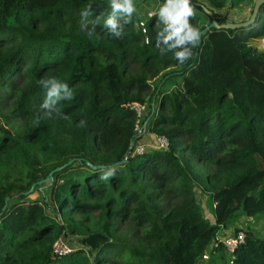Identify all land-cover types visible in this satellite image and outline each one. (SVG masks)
<instances>
[{"label":"trees","instance_id":"16d2710c","mask_svg":"<svg viewBox=\"0 0 264 264\" xmlns=\"http://www.w3.org/2000/svg\"><path fill=\"white\" fill-rule=\"evenodd\" d=\"M192 1L200 30L201 13L211 18L204 7L224 22L218 10L241 0ZM110 12L109 0H0V264H197L208 248L225 249L211 246L219 228L264 213V46L249 43L264 37V3L249 25L204 31L183 65L179 49L157 44L158 13L143 32L136 10L114 38L104 28ZM52 77L73 99L41 108L37 82ZM155 93L140 124L167 145L135 153L143 134L128 104ZM194 184L212 196L213 220ZM243 230L225 264H264V237ZM64 233L106 239L92 256L84 247L55 254Z\"/></svg>","mask_w":264,"mask_h":264},{"label":"clouds","instance_id":"9594fccd","mask_svg":"<svg viewBox=\"0 0 264 264\" xmlns=\"http://www.w3.org/2000/svg\"><path fill=\"white\" fill-rule=\"evenodd\" d=\"M190 3L191 0H165L158 13L159 22H162L164 26L157 34V44L159 46V41L162 39L164 44L168 45L170 52L173 49H179L174 52V58L180 65L194 58L193 49L198 47L200 42L199 30L190 23V18L195 16ZM109 5L111 12L104 21V28L112 37L121 38L124 26L131 22L133 13L136 12L135 2L134 0H109ZM94 33L95 28L90 30L88 35L91 37ZM165 33L167 34L165 35ZM169 41H171L170 44ZM37 83L46 90L45 99L40 105L41 108H51L65 96L67 100L73 99V90L67 83L55 77L40 79ZM55 111L60 112L61 118L69 119L68 116L61 113L60 109H55ZM44 117L52 118V113L46 112ZM78 126H86V121L81 120ZM113 174V170H109L101 176V179L106 180Z\"/></svg>","mask_w":264,"mask_h":264},{"label":"rangeland","instance_id":"374dc122","mask_svg":"<svg viewBox=\"0 0 264 264\" xmlns=\"http://www.w3.org/2000/svg\"><path fill=\"white\" fill-rule=\"evenodd\" d=\"M159 1V0H158ZM157 1V2H158ZM195 1V0H194ZM253 1L254 0H241L240 3L238 4H232L230 5L229 2L225 4V6L221 9L218 10L221 15H224L227 17V20H243L246 19L250 16L252 6H253ZM151 4L152 1H149ZM191 2H193L191 0ZM148 3V0H147ZM164 3H161L159 1L157 8L162 6ZM143 6V5H141ZM190 6L195 9V7L190 3ZM139 7V6H138ZM137 7V8H138ZM155 6L147 7L145 5L140 12L142 13V16L137 18L136 25L139 20L146 19V12H156L157 9ZM137 10V9H136ZM145 11V12H144ZM139 12V13H140ZM144 13V15H143ZM200 23L203 25H207L209 23V19L207 18L206 15L201 13V19ZM250 44L254 45L255 47L262 48L264 46V37H256L253 38L249 41ZM157 78L153 80V83L157 82ZM179 80V78L176 77L174 80L175 82ZM174 81L171 80H166L163 84V86L167 88H172L174 87ZM174 83V84H173ZM155 101L148 100L146 109L142 113V117L144 115H147L149 109L152 107V105L156 106L157 105V99L159 98L158 93H155V96H153ZM5 111L6 109H2ZM145 124V129L142 131L143 137L138 141V143H144L146 147H152L153 145L157 144L158 138L155 137L151 132L147 130V121ZM138 128L141 129L140 122H138ZM194 189H195V200L198 205V207L202 210L203 214L208 217L209 219L213 220L214 219V214H213V200L212 196L206 192L203 191L199 185L194 184ZM32 196H35V193L32 194ZM96 213V212H95ZM242 227L243 229L245 228H251L252 231L258 236L264 237V213L259 214L256 216H247L244 213L239 214L237 217L236 221L234 222L233 225L227 226V227H222L227 233H231L233 229L236 227ZM120 229L117 230L121 236H125L127 234H130L132 228L130 226H124L123 224H119ZM61 238L68 243V245L71 247V249L75 247H84V249L87 251V253L92 256L94 251L97 249V247L100 245V243L106 239V237L102 234H97L93 233L87 236H82V235H70L68 233H64ZM112 252V251H111ZM108 256H111V254H108ZM227 259L229 260V253L226 251L224 248H219L215 251H210L208 248L205 254L200 257L197 261V264H225L228 263Z\"/></svg>","mask_w":264,"mask_h":264},{"label":"built area","instance_id":"2783aa9c","mask_svg":"<svg viewBox=\"0 0 264 264\" xmlns=\"http://www.w3.org/2000/svg\"><path fill=\"white\" fill-rule=\"evenodd\" d=\"M160 7H158L156 9V12H148L149 13L148 15L151 16L153 13H159ZM137 26L140 27L143 32H145V30H146V19L139 20L137 23ZM147 104H148L147 101L142 102V103L141 102H131L128 104L130 106V108L134 109V111H135L136 129H137L138 133H142V131L144 129L141 124H140L141 129L138 128V122L141 123L142 113L146 109ZM157 138H158L157 145H159V146H166L167 145V140L164 136H157ZM145 148H146V145L144 143H138L137 142L134 145V152L135 153L142 152ZM216 236L217 237L212 241L211 246H217L219 244H222L225 247L226 251L229 253V261H232V259L234 257V255H233L234 251L244 241V238H245L244 230L242 228H240L238 230L231 231V233H225V232L221 233V230L218 229ZM69 250H71V247L61 237L57 238L54 241L53 251L55 254H58V255L64 254V253L68 252Z\"/></svg>","mask_w":264,"mask_h":264},{"label":"water","instance_id":"95a60500","mask_svg":"<svg viewBox=\"0 0 264 264\" xmlns=\"http://www.w3.org/2000/svg\"><path fill=\"white\" fill-rule=\"evenodd\" d=\"M262 3H264V0H254L253 1L252 10H251L250 16L248 18L243 19V20H234V21L233 20H227V21H224V22H217V20L212 15V11L209 10L207 7H204V10L209 14V16L211 18H210L209 23L207 25H205L202 29L199 30L200 36H201V34L204 31H206V30H208V29H210L212 27H215V28H237V27H242V26H246V25L251 24L255 20V18L257 16V12L259 10V7H260V5ZM71 160H72V158L69 159L68 161H66L65 163H63L62 165L56 166L54 169L49 171L48 175H46L43 178H40L37 182H43V181L48 180L50 178L51 173L54 170L60 169L62 166H64L66 163H69ZM124 161H125V158H122V159H119V160L113 162V164H121ZM91 166L98 167L99 164H96V165L95 164H91ZM33 185H34V183H33ZM33 185L30 187L29 190L32 189Z\"/></svg>","mask_w":264,"mask_h":264},{"label":"crops","instance_id":"0c3cea01","mask_svg":"<svg viewBox=\"0 0 264 264\" xmlns=\"http://www.w3.org/2000/svg\"><path fill=\"white\" fill-rule=\"evenodd\" d=\"M150 0H148V3H147V1L145 2V3H141L140 4V6L137 8L136 7V9H137V12H138V14H139V12H140V10L145 6V5H147V7L149 8V7H151V6H155L156 8H157V5H158V3H159V1L161 2V3H165V0H151L152 1V3L151 4H149L150 2H149ZM158 1V2H157ZM141 5H143V6H141ZM145 12V11H144ZM147 13V15L145 16L146 18L147 17H149V13L148 12H146ZM143 15H144V13H143ZM222 229H224V228H219V230H221V233L222 232H225V233H227L225 230H222Z\"/></svg>","mask_w":264,"mask_h":264}]
</instances>
